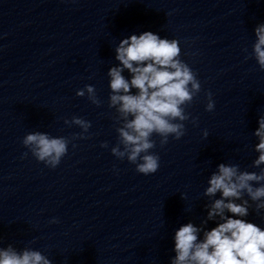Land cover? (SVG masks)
Segmentation results:
<instances>
[{"label": "clouds", "instance_id": "9594fccd", "mask_svg": "<svg viewBox=\"0 0 264 264\" xmlns=\"http://www.w3.org/2000/svg\"><path fill=\"white\" fill-rule=\"evenodd\" d=\"M254 31L256 39L250 56L264 70V23ZM115 53L119 66L107 72L108 107L115 109L118 125V142L111 152L118 159L126 158L134 164L138 173L150 175L160 167V157L152 151L156 147L152 137L159 136L163 147L170 136L179 140L185 135L183 122L189 119L185 106L201 91V83L192 68L180 59L181 49L176 39L145 31L120 40ZM125 70L130 79L123 75ZM86 93L93 104L100 105L94 86L85 85L76 95L83 97ZM214 107L209 93L206 111L211 112ZM64 123L79 126L82 132L77 135L81 139L91 127L90 121L75 116L65 119ZM258 125L253 133L258 139L254 148L258 157L252 167L259 168V172L242 171L236 164L217 166L204 191V196L212 201L206 205L207 217L199 227L189 222L176 230L175 256L170 264H264V229L243 219L249 215V200L255 203L257 212L264 209V167H261L264 165V115L259 117ZM204 136H208L207 131ZM70 142L66 137H52L40 131L30 132L22 140L38 162L52 169L61 163ZM101 147L107 148L108 144L105 142ZM217 193L220 198L212 199ZM213 220L217 221L216 226L207 230L205 225ZM201 232L202 239L198 235ZM0 264H52V261L38 250L25 247L18 251L9 244L0 247Z\"/></svg>", "mask_w": 264, "mask_h": 264}]
</instances>
